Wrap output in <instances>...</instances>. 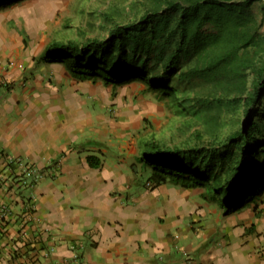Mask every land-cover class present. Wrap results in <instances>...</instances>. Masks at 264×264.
<instances>
[{"label":"crops","instance_id":"1","mask_svg":"<svg viewBox=\"0 0 264 264\" xmlns=\"http://www.w3.org/2000/svg\"><path fill=\"white\" fill-rule=\"evenodd\" d=\"M48 45L0 21V264H264V199L225 215L201 189L148 188L127 84L40 62Z\"/></svg>","mask_w":264,"mask_h":264},{"label":"trees","instance_id":"2","mask_svg":"<svg viewBox=\"0 0 264 264\" xmlns=\"http://www.w3.org/2000/svg\"><path fill=\"white\" fill-rule=\"evenodd\" d=\"M21 1L0 0V10ZM151 1L153 7L114 24L103 40L53 42L39 61L62 64L77 79H100L112 87L141 81L165 96L191 93L198 83L241 88V127L220 145L170 148L150 142L140 161L152 171L154 186L201 189L225 215L263 202L264 59L253 60L252 52L262 50L264 35L252 10L260 3L264 12V0ZM180 101L193 115L210 105H230L222 97ZM95 161L88 157L89 166H98Z\"/></svg>","mask_w":264,"mask_h":264},{"label":"rangeland","instance_id":"3","mask_svg":"<svg viewBox=\"0 0 264 264\" xmlns=\"http://www.w3.org/2000/svg\"><path fill=\"white\" fill-rule=\"evenodd\" d=\"M150 7H153L151 0H23L1 9L0 21L6 22L9 29L15 28L28 41L42 39L51 44L72 40L83 43L103 40L114 24L134 19ZM260 7L261 4L257 3L252 11L258 20H262L264 35V12ZM259 57L264 59V46L257 55L252 52L253 60ZM192 89L191 93L165 96L160 90H150L144 82L135 81L127 83L124 91L133 96L129 106L140 113L138 119L151 134L150 142L170 148L220 145L230 133L241 127L237 104L243 97L242 90L237 92L241 88L233 85L217 90L211 85L198 83ZM195 95L205 101L222 97L230 105L227 103L218 109L210 105L197 111V115L188 114L180 100Z\"/></svg>","mask_w":264,"mask_h":264},{"label":"built area","instance_id":"4","mask_svg":"<svg viewBox=\"0 0 264 264\" xmlns=\"http://www.w3.org/2000/svg\"><path fill=\"white\" fill-rule=\"evenodd\" d=\"M146 186L148 187V188H152V187H154V184H153V182L152 181H147L146 182ZM51 251H52V249H51Z\"/></svg>","mask_w":264,"mask_h":264}]
</instances>
